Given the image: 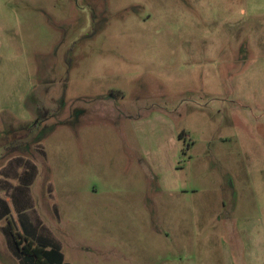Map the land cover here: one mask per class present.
Here are the masks:
<instances>
[{
    "label": "rangeland",
    "instance_id": "rangeland-1",
    "mask_svg": "<svg viewBox=\"0 0 264 264\" xmlns=\"http://www.w3.org/2000/svg\"><path fill=\"white\" fill-rule=\"evenodd\" d=\"M6 6L0 264H264V0Z\"/></svg>",
    "mask_w": 264,
    "mask_h": 264
},
{
    "label": "trees",
    "instance_id": "trees-1",
    "mask_svg": "<svg viewBox=\"0 0 264 264\" xmlns=\"http://www.w3.org/2000/svg\"><path fill=\"white\" fill-rule=\"evenodd\" d=\"M10 234L15 252L26 258L29 264H64L63 255L57 249L47 250L45 246L21 232L15 234L10 226Z\"/></svg>",
    "mask_w": 264,
    "mask_h": 264
},
{
    "label": "crops",
    "instance_id": "crops-1",
    "mask_svg": "<svg viewBox=\"0 0 264 264\" xmlns=\"http://www.w3.org/2000/svg\"><path fill=\"white\" fill-rule=\"evenodd\" d=\"M11 0H0V7H4V11L6 14L10 13V10H8L6 4ZM5 19V17H4ZM8 21V29L6 32H9L12 28V22L10 16L6 19ZM11 22V23H10ZM21 41L18 40H9V37L7 36V49L5 51V54L9 57L12 55V57H23V53L21 50ZM10 120V119H8ZM12 121L17 122L19 119H12Z\"/></svg>",
    "mask_w": 264,
    "mask_h": 264
}]
</instances>
